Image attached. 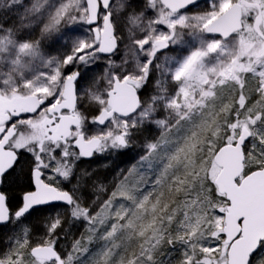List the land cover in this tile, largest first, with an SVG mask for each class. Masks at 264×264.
I'll return each mask as SVG.
<instances>
[{"label":"rangeland","instance_id":"obj_1","mask_svg":"<svg viewBox=\"0 0 264 264\" xmlns=\"http://www.w3.org/2000/svg\"><path fill=\"white\" fill-rule=\"evenodd\" d=\"M238 1L206 0L170 19L171 29L186 25L177 50L146 63L96 56L82 0H0V94H43L60 88L70 68H80L79 99L97 115L115 75L143 84L135 114L104 127L82 123L80 133L103 138L99 151L76 176L66 170L62 178L46 176L72 193L73 204L13 215L0 227V264H227L228 201L214 183L220 171L214 155L245 127L251 136L243 176L264 167V41L253 30L258 11L244 8L242 29L226 40L205 32ZM248 1L261 6L264 33V0ZM116 2L119 36L132 37L139 19L131 2ZM155 20L161 22L156 14L144 16L143 23ZM71 42L83 44L63 55L61 45ZM81 49L90 61L79 58ZM199 77L208 83L206 99L197 95ZM41 245L54 247L57 260L34 258L32 248ZM250 264H264V242Z\"/></svg>","mask_w":264,"mask_h":264},{"label":"flooded vegetation","instance_id":"obj_2","mask_svg":"<svg viewBox=\"0 0 264 264\" xmlns=\"http://www.w3.org/2000/svg\"><path fill=\"white\" fill-rule=\"evenodd\" d=\"M82 1L85 11L84 27L90 30L93 34L91 42L93 44L94 50H96V56L106 59H115L117 61L130 59V61L147 63L151 60L154 63L157 59L164 58L172 51L177 50V48H175V45H178L176 43V41L178 40L177 34L183 31V28H185L186 26L185 24L174 23L171 29L167 26L168 21L170 19L173 20L177 15H182L190 11V9L201 6L206 0H202L201 2H198L188 8L178 11L172 10L163 2V0H126L129 3L131 2L130 6L136 13L135 19H139L138 22H140H136V24H134L135 30L132 37L123 36V38L119 36V28L116 27L114 22V14L118 8V3H115L116 0H109L107 8L103 7L101 0H97L99 4V12L97 15V22L93 25H90L88 23L90 19L88 2L87 0ZM154 14H156L157 19H161V22L155 20L152 24L143 23L144 16H147L149 18ZM108 16L110 17L111 24L113 26L116 47L113 53L106 55L101 52V44L105 19ZM259 26L260 24L258 25V29L261 32ZM206 28L207 26L205 27V32ZM261 33L264 34L263 32ZM255 34L257 35L256 32ZM80 44L83 43L71 42L70 45L62 44L61 49L64 52L63 55L67 52L70 53L75 51V47L79 46ZM81 51L83 53H81L79 58H81V60H83V58H87V61H90L91 54H89V52H86V50L83 51V49H81ZM152 68H154V66H150L149 71ZM76 72L79 73V78L76 82V104L74 109L71 110L72 105L64 96L65 82L67 78H69ZM115 77L119 79H125L128 76L119 77L118 75H115L113 77V82ZM81 79L82 71L80 70V68H70L69 72H67V74L62 78L61 84L59 86L60 88L52 87L54 89L47 90L43 94H38L35 91H29L24 94L18 95L0 94V142L3 141L7 135H10L8 136L4 148L5 150L13 151L16 154V161L14 166L5 174H3L0 185V191L6 196L7 204L11 212V217L13 215L15 216V213L22 206L24 195L34 190L33 178L35 171L41 174V180L46 185L53 186L61 192H68L72 197V203L70 205L55 203L44 207L53 205L71 206L73 204L74 197L72 193L67 190L57 188L53 183L47 180L46 176L48 174H52L62 178V176L59 175L61 170H66L69 172V174L71 172V174L73 173V175L76 176L79 172V165L81 163L90 161L99 151L98 150L92 158L85 159L79 154L74 142L77 136L79 134H82L78 131L82 123H95L97 115L102 110L110 109L108 106V93L113 87L112 82L111 87L107 91L106 105L97 115H95L87 111V109H85L84 102L79 99L78 91H80L79 83ZM133 79L136 80L135 87L137 89L141 103L142 83L136 78ZM29 95H35L38 98V105L35 110H33V106L31 103H19L18 101V98L26 97ZM87 100L89 105H92V99L88 97ZM64 116H78L80 120V125L78 127L72 126L70 128L69 135L67 137H64L60 126L61 119ZM118 117L122 118V116L115 114L109 120V122L112 119ZM91 137L99 136H85L86 139H89ZM101 140L102 142L100 148L103 144V138H101ZM65 145H70L71 147H73L75 149V152L72 155L66 152L63 148ZM13 203L18 206V209L16 211H14V208L12 209Z\"/></svg>","mask_w":264,"mask_h":264},{"label":"water","instance_id":"obj_3","mask_svg":"<svg viewBox=\"0 0 264 264\" xmlns=\"http://www.w3.org/2000/svg\"><path fill=\"white\" fill-rule=\"evenodd\" d=\"M202 0H163L174 11L183 10ZM90 19L88 23L97 22L99 4L97 0H87ZM104 8L108 7L109 0H101ZM255 6L258 10L253 27L257 35L264 41L258 25L262 22V11L258 3L240 0L233 3L223 13L213 19L206 28L210 36L226 40L239 32L242 28L243 8ZM116 47L113 26L110 17L105 19L102 33L101 52L111 54ZM79 73L76 72L66 79L64 96L71 103V110L76 104V82ZM136 80L130 77L125 79L114 78L113 87L108 93L109 110H102L96 117L95 123L105 126L115 115L129 117L137 112L140 107V98L135 87ZM37 96L29 95L18 98L19 103H31L33 110L37 107ZM33 112V111H32ZM78 116H64L60 126L64 137L69 135L72 126L78 127ZM11 134V133H10ZM7 135L0 142V185L3 174L9 171L15 164L16 154L5 150ZM251 134L247 128H242L241 134L233 144L221 146L214 155V162L220 168L214 183L220 194L228 201L224 215L223 233L226 243L229 244L227 252V264H250L251 258L256 254L264 241V167L254 170L243 176L245 153L244 145ZM120 143L125 144L123 136L119 137ZM101 138L91 137L86 139L79 134L75 139V147L85 159L94 156L101 145ZM32 192L23 197V204L15 213L16 217H23L38 207H44L55 203L70 205L72 197L68 192H61L53 186L46 185L41 180V174L35 171ZM11 212L7 204L6 196L0 191V227L9 223ZM34 258L48 262L55 261L58 253L55 248L48 245L36 246L31 250Z\"/></svg>","mask_w":264,"mask_h":264},{"label":"bare ground","instance_id":"obj_4","mask_svg":"<svg viewBox=\"0 0 264 264\" xmlns=\"http://www.w3.org/2000/svg\"><path fill=\"white\" fill-rule=\"evenodd\" d=\"M196 76H198L197 72L190 73V79L195 80ZM197 80L200 82V85H201L199 90L197 91V95H202V93L206 89L208 83H207L206 79H204V78L202 79L201 77H199ZM230 96L231 95H229V97ZM202 97H203V99H206L205 97H207V96L202 95ZM167 111L169 112L170 115H177V110L168 109Z\"/></svg>","mask_w":264,"mask_h":264}]
</instances>
